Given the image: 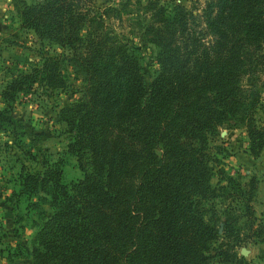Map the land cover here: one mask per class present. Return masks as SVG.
Instances as JSON below:
<instances>
[{
  "label": "trees",
  "instance_id": "1",
  "mask_svg": "<svg viewBox=\"0 0 264 264\" xmlns=\"http://www.w3.org/2000/svg\"><path fill=\"white\" fill-rule=\"evenodd\" d=\"M89 2H18L21 26L65 48L81 81L58 112L81 177L63 183L58 163L20 176L22 192L49 209L22 264H238L256 182L220 175L211 184V148L220 128L233 127L251 155L264 146L254 119L264 91V0H205L199 14L137 2V36L156 48L148 83L127 38L111 28L128 12ZM55 66L47 58L39 69L14 68L0 99L36 81L53 86ZM0 123L14 124L4 109Z\"/></svg>",
  "mask_w": 264,
  "mask_h": 264
},
{
  "label": "rangeland",
  "instance_id": "2",
  "mask_svg": "<svg viewBox=\"0 0 264 264\" xmlns=\"http://www.w3.org/2000/svg\"><path fill=\"white\" fill-rule=\"evenodd\" d=\"M36 1L39 0H0V19L6 16L0 34V91L15 74L14 68L30 71L39 69L47 58L56 62L53 86L44 80L36 81L29 90L17 93L13 101L0 99V109L14 120L13 125L0 123V264L30 262L27 256L32 237L42 218L49 214V209L37 201L36 196L22 192L20 176L40 172L44 166L58 163L63 183L68 184L81 177L74 157L66 152L69 133L58 117L59 110L80 95L81 81L64 59L65 48L47 39H39L31 29L21 26L18 2L29 4ZM145 1L90 0L89 3L99 9L110 6L128 12L111 18V28L127 38L125 42L139 61L148 83L157 68L154 63L156 48L139 40L136 27L140 13L136 4L143 5ZM157 1L167 8L180 3L191 9L192 14H199L205 0ZM198 26H202L201 21H198ZM260 55V78L264 79V50ZM254 119L264 129V91L254 109ZM215 138L211 148L214 158L211 162V184L216 183L220 175H229L240 182L252 178L256 182L249 202L254 216L252 228L241 229L238 234L251 237L243 239L234 248L237 257H242L237 263L264 264V146L257 155H251L241 127L220 128ZM30 202H37L38 206H29ZM240 248L246 250L245 254L240 252Z\"/></svg>",
  "mask_w": 264,
  "mask_h": 264
},
{
  "label": "crops",
  "instance_id": "3",
  "mask_svg": "<svg viewBox=\"0 0 264 264\" xmlns=\"http://www.w3.org/2000/svg\"><path fill=\"white\" fill-rule=\"evenodd\" d=\"M2 10V8H0V11ZM6 16L3 15V18H5ZM2 19H0V34H2L3 30H1L3 28V25L5 23V21ZM250 252V251H249Z\"/></svg>",
  "mask_w": 264,
  "mask_h": 264
},
{
  "label": "water",
  "instance_id": "4",
  "mask_svg": "<svg viewBox=\"0 0 264 264\" xmlns=\"http://www.w3.org/2000/svg\"><path fill=\"white\" fill-rule=\"evenodd\" d=\"M245 249L244 248H240V252L242 253V254H245Z\"/></svg>",
  "mask_w": 264,
  "mask_h": 264
}]
</instances>
